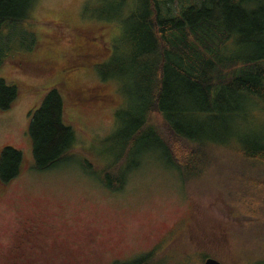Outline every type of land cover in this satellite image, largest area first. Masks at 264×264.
I'll return each mask as SVG.
<instances>
[{
  "label": "rangeland",
  "instance_id": "obj_1",
  "mask_svg": "<svg viewBox=\"0 0 264 264\" xmlns=\"http://www.w3.org/2000/svg\"><path fill=\"white\" fill-rule=\"evenodd\" d=\"M179 1L165 0L173 13ZM121 2L36 0L27 21L6 34L0 31V60L4 55L9 57L0 65V79L20 88L13 107L0 112V151L13 147L24 156L19 176L9 185L0 183V252L10 246L11 232L19 225L17 217L44 210L56 225L68 230L72 240L81 238L86 229L105 236L98 245L104 258L83 264L141 257H148V264H207L209 260L264 264V191L240 182L241 178L264 180V173H256L230 150L214 149L205 174L195 179L199 181L184 182L166 159L151 152L139 167L136 156L123 161V167H133L123 170L128 175L123 178L121 192L99 182L102 171L116 163L126 146L128 138L123 132L133 111V83L120 78L117 57L124 55L120 44L125 37L126 16L143 10V6L141 0H127L121 9ZM32 33L36 39L28 49L33 38L26 34ZM87 37L96 39L94 62L102 63L99 70L75 66L81 71L68 79L49 68L70 60L77 46L89 42ZM229 48L238 49L231 43ZM245 50L249 55L264 52L251 45ZM95 85L103 89L106 102L76 101V89ZM51 87L59 88L64 97L65 121L74 128L76 141L62 166L36 172L29 116ZM234 101L241 108L234 118L239 116L246 130L236 139L240 143L252 139L264 142L263 103L248 106L247 102ZM235 102L230 106H236ZM153 124L165 131L159 116H154ZM231 145L228 147L233 148ZM257 170L264 172L260 166ZM242 172L245 177L239 176ZM241 194L251 199L249 207L243 205ZM120 232L124 233L122 239ZM0 264L8 263L0 257Z\"/></svg>",
  "mask_w": 264,
  "mask_h": 264
},
{
  "label": "trees",
  "instance_id": "obj_2",
  "mask_svg": "<svg viewBox=\"0 0 264 264\" xmlns=\"http://www.w3.org/2000/svg\"><path fill=\"white\" fill-rule=\"evenodd\" d=\"M263 1L180 0L173 13L165 0H141L143 10L126 16L129 18L122 30L125 37L120 44L124 55L117 57V65L120 78L133 83V111L126 118L123 132L128 138L126 146L116 163L102 171L100 183L111 191L119 190L128 175L123 170L133 167H123V161L136 156L139 167L151 152L166 159L184 182L202 177L207 162L214 159L213 150L220 148L230 150L238 160L253 166L256 173H264L257 170L259 166L264 170V142L252 139L240 143L236 138L246 130L240 117L234 118V113L241 111L235 99L248 106L260 102L264 105V52L249 55L245 50L250 45L264 49ZM35 2L0 0V31L6 34L27 21ZM126 2L122 0L121 9ZM32 35L26 34L33 38L28 49L36 39ZM230 43L238 49L229 48ZM8 58L4 55L0 65ZM19 95L16 83L1 78L0 112L9 111ZM230 102L237 105L231 107ZM155 115L165 124V131L153 124ZM28 132L36 172L63 165L76 138L74 128L65 121V101L59 88H49L30 113ZM23 161V152L18 149L4 147L0 151L3 185L19 176ZM261 181L240 179L241 186L259 192L264 191ZM240 200L250 206L247 195L241 194ZM147 258L116 264H148Z\"/></svg>",
  "mask_w": 264,
  "mask_h": 264
},
{
  "label": "flooded vegetation",
  "instance_id": "obj_3",
  "mask_svg": "<svg viewBox=\"0 0 264 264\" xmlns=\"http://www.w3.org/2000/svg\"><path fill=\"white\" fill-rule=\"evenodd\" d=\"M86 40L89 42L80 44L74 49L70 60L49 68L55 74L61 73L68 79L81 71L76 70L75 66L98 69L102 63L94 62V54L98 52L94 44L96 39L87 37ZM106 50L109 51L108 48ZM74 95L80 104L91 100L106 102V95L97 85L87 90L78 88L74 91ZM49 216L46 211L40 210L32 213L24 212V217H17L19 225L12 230L10 246L4 252H0V257L8 264H26L28 261L35 264H44L45 261L58 264H83L104 258L105 255H102L98 248L105 239L101 232L86 229L81 238L72 240L68 230L56 225ZM119 236L122 239L124 233L120 232ZM133 259H113L111 264Z\"/></svg>",
  "mask_w": 264,
  "mask_h": 264
},
{
  "label": "water",
  "instance_id": "obj_4",
  "mask_svg": "<svg viewBox=\"0 0 264 264\" xmlns=\"http://www.w3.org/2000/svg\"><path fill=\"white\" fill-rule=\"evenodd\" d=\"M207 264H222L221 262L217 261V260H209L207 262Z\"/></svg>",
  "mask_w": 264,
  "mask_h": 264
}]
</instances>
